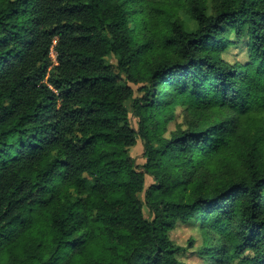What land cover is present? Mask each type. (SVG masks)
Segmentation results:
<instances>
[{
    "label": "trees",
    "instance_id": "16d2710c",
    "mask_svg": "<svg viewBox=\"0 0 264 264\" xmlns=\"http://www.w3.org/2000/svg\"><path fill=\"white\" fill-rule=\"evenodd\" d=\"M188 12L0 0V264H179L190 221L212 264H264V0Z\"/></svg>",
    "mask_w": 264,
    "mask_h": 264
},
{
    "label": "rangeland",
    "instance_id": "374dc122",
    "mask_svg": "<svg viewBox=\"0 0 264 264\" xmlns=\"http://www.w3.org/2000/svg\"><path fill=\"white\" fill-rule=\"evenodd\" d=\"M205 4L208 6L209 13L212 14L215 8L220 3V0H204ZM152 4L163 12L165 17L171 21L181 20L183 21L185 27L189 31L196 29L197 24L190 16L188 9L190 6V0H152ZM157 14V13H155ZM158 23V21H156ZM161 27V25H159ZM225 37L231 42L235 41L233 33H226ZM246 40L241 42L239 46H232L222 53L225 60L229 62H242L246 63L248 61V56L245 48ZM109 64H116V60L112 57L108 60ZM134 90V97L140 98L143 92L140 90L142 85L129 84ZM132 99V100H133ZM132 100L127 103V107L130 111V122L133 128L138 130V119L135 117L134 113L131 111ZM183 122L181 118V112L178 111L176 120L169 126L170 130L175 129L176 124H181ZM130 154L135 158L137 164L142 166L145 163L144 159V144L142 140H138V144L131 149ZM153 182V179L146 177V189ZM142 201H144V195L141 196ZM144 215L148 220L153 219V215L148 207L144 206ZM201 224L198 222L190 221L186 224L178 223L176 228L170 233V239L176 247L180 249L176 258L179 264H212L208 257L201 254V250L204 246V240L202 236ZM250 256V255H249ZM240 261L234 260L230 264H239Z\"/></svg>",
    "mask_w": 264,
    "mask_h": 264
},
{
    "label": "built area",
    "instance_id": "2783aa9c",
    "mask_svg": "<svg viewBox=\"0 0 264 264\" xmlns=\"http://www.w3.org/2000/svg\"><path fill=\"white\" fill-rule=\"evenodd\" d=\"M55 47V46H54ZM52 48L51 49V58L55 61V63L57 64V59H56V57H57V52H56V50H55V48Z\"/></svg>",
    "mask_w": 264,
    "mask_h": 264
}]
</instances>
